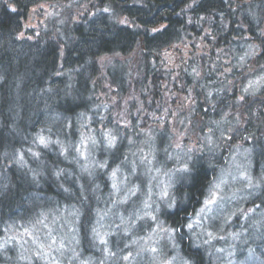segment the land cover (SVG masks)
Instances as JSON below:
<instances>
[{"label":"rangeland","instance_id":"374dc122","mask_svg":"<svg viewBox=\"0 0 264 264\" xmlns=\"http://www.w3.org/2000/svg\"><path fill=\"white\" fill-rule=\"evenodd\" d=\"M97 2L63 0L32 5L20 20L19 36L29 41L43 35L47 38L48 30L56 31V27L62 30L75 20L76 14L89 16L94 7L102 9L96 6ZM243 3H246L243 12L248 15L252 10L251 0L236 2L238 6ZM214 41V35H209L205 28L201 38L164 47L158 58L162 61L160 69L165 71L163 90L155 97L149 94L141 97L137 92L139 87L143 89L140 77L143 49L134 48L127 55L98 54L85 66L83 73L93 75L87 88L93 95L86 109L75 114L77 129L70 130L71 118H48V123L59 120V128L52 134L54 139L56 136L59 139L37 131L33 135L36 147L27 145L24 150L17 149V154L13 150L12 158L17 165L8 171L28 175L32 164L31 176L39 175L44 180L40 163L41 159L47 161V156L43 152L41 156L39 151V146L46 147L39 143L43 136L47 146L54 143L58 149L49 155L53 159L64 160L70 169L74 167L81 176L95 182L103 175L104 188L94 184L98 201H93L88 247L80 238V210L76 203L63 205L62 202L35 212L26 205L24 212H14L11 219L0 225V249L9 254L7 260L15 264H33V261L38 264H192L180 247L176 234L179 230L168 226L164 210L178 199L175 186L187 182L180 169L190 168L194 160H203L213 165L214 170L201 204L185 227L191 247L201 251L203 264H260V257L252 256L251 246L257 244L258 238L263 239L264 206L259 208V202L256 206L243 203L241 198L245 193L264 192V163H259L264 160V133L253 138L246 133L240 140L226 131L233 132L231 120L237 123L240 114L244 120L241 127L249 122L255 132L259 130V114L264 115V57L255 60L257 50L249 42L244 51L249 60L244 62L245 57L241 58L247 68L235 72L228 66L229 50L215 48ZM188 58L195 64L186 79L194 84H184L185 79H181ZM206 66L216 72L218 79L212 83L202 78ZM137 70L140 75H136ZM128 74L133 75L135 85ZM64 77L67 78L61 85L67 88V81H75L76 75L71 70ZM201 80L204 81L199 85ZM196 81L199 83L195 84ZM62 88L60 95L64 92ZM197 92L210 100V110L216 104L212 99L214 94L220 96L218 100L228 97V102L214 112L201 113ZM45 93L53 92L46 87L42 95ZM109 132L116 138L113 147L108 146L103 135ZM255 154L259 160L253 158ZM10 163L6 162L5 166ZM8 171L0 175V187L5 186ZM53 177L56 178L55 171ZM43 187L35 183L33 192H29H40L46 189ZM207 200L214 203L206 205ZM143 221L148 222L147 227L142 226ZM247 234L251 240L246 239ZM258 251L264 255V247L260 246Z\"/></svg>","mask_w":264,"mask_h":264},{"label":"trees","instance_id":"16d2710c","mask_svg":"<svg viewBox=\"0 0 264 264\" xmlns=\"http://www.w3.org/2000/svg\"><path fill=\"white\" fill-rule=\"evenodd\" d=\"M54 1L63 0H15L16 11L11 12L4 6L5 0H0V175L8 170H14L17 165L12 158L13 150H16L17 154L19 152L17 149L24 150L27 145L31 144V147H36L37 140L33 135L37 131L47 136L50 135L54 139L52 134L58 130L59 120L55 119L53 123H48V118L52 119L54 116L71 118L69 120L72 121V125L69 126L70 130L73 132L77 129L74 120L77 115L75 114L80 109H86L93 95L92 90L89 93L87 91L93 75L84 74L83 70L95 60L98 54L127 55L134 48L143 49L142 75L140 76L143 89L139 87L137 91L141 97L147 94L154 97L160 96L159 93L163 90L164 80L162 79L165 77V71L160 69L162 61L158 59L163 48L176 42L201 38L205 28L209 35H214L215 48L225 47L229 50L227 51L230 56L228 66L235 72L243 68L245 71L247 68L241 63V58L245 57L244 62L249 60L244 52L245 47L250 45L249 42L255 44L257 50L255 54L257 57L254 59L264 57V0H251L253 11L247 12L249 16L243 12L246 3L241 6L236 4L237 1L246 2L248 0H234L235 2L232 0H99L96 6L102 9L96 10L94 7L89 16L85 14L80 17L76 14L75 20L68 23L65 29L59 30L56 27L57 35L54 29L48 30L47 38L43 35L36 40L29 41L27 37H20L22 23L20 20L26 10L38 3H53ZM120 17H123L125 21ZM154 29L160 30V33L153 31ZM213 53L211 51V54ZM132 58L131 56L130 60ZM199 63L201 65L202 62L199 61ZM193 64L195 63L192 58H188L185 62V70L181 75V79L183 81L185 79L184 84H194L186 79ZM139 66L140 64L138 68ZM204 68L205 74L202 78L212 83L217 78L216 72L213 68L212 70H208L207 66ZM71 70L76 78L75 81H67L69 86L66 88L61 84L67 78L64 76H67ZM137 74L140 75L138 70ZM128 76L129 79L133 78L131 83L135 85L133 75L128 74ZM117 78L120 80V77ZM204 80H201L199 85H202ZM164 86H166L165 82ZM46 87L53 93H45L43 96V90ZM61 87L64 92L60 95ZM181 90L184 92V88ZM195 96L198 100V111L205 114L214 112L228 102V97L224 99L222 97L223 101L218 100L220 96L212 95L216 104L211 107V111L210 100H207L205 95L197 92ZM253 104L257 106L256 103ZM250 108L247 112L249 114ZM259 117L257 123L259 130L255 132L253 130L255 128L250 126L249 122L241 127L240 122L244 120L240 114L237 123L235 119L231 120L234 126L233 132L226 131L227 135L231 134L232 138L236 137L240 140L246 133L250 138L256 134L262 135L264 115L260 113ZM257 119L255 116V120ZM55 139L59 138L56 136ZM39 151L41 156L42 152L47 156V161L41 159V163L39 162L43 165L41 168H44L42 173L44 180L39 175L31 176L32 172L29 171L32 170V164L28 169V175L21 173L17 175L14 171L12 173L8 171L6 174L8 175L7 182L5 186L0 187V225L2 221L11 219V214L14 212H24L26 205L31 210L33 209L32 212H35L41 208L51 209L56 204L76 203L80 210L78 223L80 238L82 243L88 247L93 201H98L95 197L94 184H100L103 189L106 181L104 176H99L95 182V179L81 176L74 167L70 169L64 160L53 159L49 155L58 151L54 143H49L46 147L39 146ZM24 158H27V155ZM253 158L259 160L256 154ZM6 162H11L8 167L5 166ZM193 162L195 163L193 174L186 175L185 184L175 186V192L179 194L178 199L173 203L172 208L164 210V218L168 226L170 225L169 227L172 226L175 231H180L176 232L180 247L184 249L192 264H203L201 251L191 247L185 227L188 218L192 217L201 204L203 200L201 196L206 184L211 180V173L214 169L213 165L203 160ZM261 162L263 164L264 160H259V163ZM54 171L56 178L53 177ZM58 172L60 175H57ZM35 183L41 184L46 189L34 194L30 193ZM66 189L68 191H65ZM244 196L241 202L254 206L259 202V208L264 206V192L245 193ZM245 199L246 201H243ZM7 214L9 215L5 216ZM142 224V226L145 224L146 227L148 226L146 221ZM141 230L140 228L138 232ZM261 234L263 239L258 238L259 241L256 242L257 244L254 243L251 249L252 256L260 257L258 259L260 264H264V255L258 251L260 246L264 247V230ZM247 238H250V234L246 235ZM8 258L7 251L0 249V264H15L7 260ZM23 264L29 263L24 262ZM33 264H38V262L33 261Z\"/></svg>","mask_w":264,"mask_h":264},{"label":"snow or ice","instance_id":"6c2138e0","mask_svg":"<svg viewBox=\"0 0 264 264\" xmlns=\"http://www.w3.org/2000/svg\"><path fill=\"white\" fill-rule=\"evenodd\" d=\"M4 6L11 12H15L16 11L15 0H5ZM105 11H107V9H105ZM162 28H163V26H162ZM164 30H166V29H164ZM153 31H156L158 34L160 33V30H158V29H154ZM103 135L107 139L108 146L109 147H113L115 145V143H116V138L114 136H112L110 132L109 133H103ZM39 143L42 144V145L47 146L48 141L43 136H41L39 138ZM101 167H103V165H101ZM194 168H195V163L193 162L192 168H189V167L185 166L182 169H180V171L184 172L185 175H189L190 176V175L193 174ZM57 175H60V173L58 172ZM115 175H116V171L114 170L113 171V176H115ZM113 187L115 188L116 185L114 184ZM65 191H68V190L66 189ZM213 203H214V200L205 201L206 205H211ZM168 207L172 208L173 204L169 203ZM152 219L155 220L156 217H152ZM188 227H191V225H188ZM153 251H155V249H153ZM124 259L127 260L128 257H124Z\"/></svg>","mask_w":264,"mask_h":264}]
</instances>
